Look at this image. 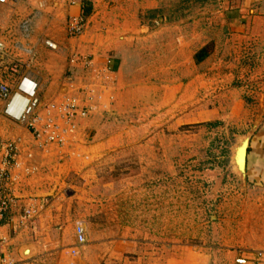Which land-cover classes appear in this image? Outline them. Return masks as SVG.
<instances>
[{
    "label": "rangeland",
    "instance_id": "obj_1",
    "mask_svg": "<svg viewBox=\"0 0 264 264\" xmlns=\"http://www.w3.org/2000/svg\"><path fill=\"white\" fill-rule=\"evenodd\" d=\"M240 4L15 0L6 12L17 32L5 31L9 41L30 44L54 73L60 62L74 66L64 70L71 89L70 74L90 70L96 45H112L123 65L114 90L103 75L105 94L79 89V103L89 111L55 130L52 141L41 124L33 131L0 115V169L2 143L16 147L2 185L11 205L0 220L7 240L0 264L5 258L20 264L15 255L21 254L23 263L53 264L57 253L73 263L86 256L87 264L264 263V185L247 175V160L239 171L233 157L264 116V47L253 36L232 35L245 25L231 19ZM204 45L207 54L197 62ZM24 68L37 69L34 63ZM148 80L169 87L164 100L157 101ZM51 92L39 94L42 112L77 95L61 91L50 99ZM29 205L35 225L23 223ZM80 222L85 243L73 255Z\"/></svg>",
    "mask_w": 264,
    "mask_h": 264
},
{
    "label": "crops",
    "instance_id": "obj_2",
    "mask_svg": "<svg viewBox=\"0 0 264 264\" xmlns=\"http://www.w3.org/2000/svg\"><path fill=\"white\" fill-rule=\"evenodd\" d=\"M239 2L241 3L240 4L241 7L238 10V14L236 13L237 17L234 19L233 18L231 19L233 21L243 20L245 21V25L243 24L241 28H237V29L235 28V31L232 32V35H237L239 37L242 36L246 38L253 36L254 39L257 41V43H259V46L264 47V0H239ZM14 6H15V0L11 2H7V3H3V4L0 3V42L4 46V50L2 51L3 58L1 56V59H0V80H8V79L11 80V78H14L17 75L15 72L11 71V65H10L9 59L10 58L18 59V57H20L19 54H21L23 56H22V59L20 60L23 62V66L22 68L20 67V71L23 72L25 69L24 66H31V64L34 63L37 68L36 71L31 70L28 73L26 69L25 72L23 73L28 74L31 78L37 81L39 85L40 93H42L43 95L47 91H52L50 93V96L48 97L50 99L60 98L61 95H64L63 93H61V91H65L67 95L71 94L72 91H76L75 94L79 96V94H81L79 92V89L81 90L88 89L86 90V92L92 90L94 92H97V94L101 92V94L103 95V93L105 94V92L102 91V88L100 87L101 85H104V84H101L100 82L101 81L100 78H102V75L104 77L103 80H105V86L109 88L110 86H112L114 90V87L117 86L116 84L117 81H119L117 76L121 74V66L123 64L120 61V59H118L120 57L119 55H117V52H115V49H113V47L112 49L108 47L112 45H105V46H102L101 48L100 46H97V45L93 47L92 52L94 55V60L91 61L92 66L89 70L90 73H88L89 71L86 70L85 74L81 75L80 74L81 71L76 72L75 69L72 68V70L74 69V71H72L73 74H70V75H72L75 80L74 81L75 88L71 89L70 86H67V83H66L67 77L65 73H67L68 69H71V67H74V66H70L69 68L67 67L68 65L66 62H63V63L60 62L59 72L54 73L56 72V70L51 65L52 63L50 62V60L48 59L45 60L43 56L41 57V54L39 57H37L39 55L37 54L38 50L34 49L32 46H30V44H26V42H22L19 39H14L13 42L9 41V38L6 36L5 31H7L8 29L9 31L16 32L15 31L16 28L14 27L15 23L12 24L11 22H8V19H7L8 17L6 16V12L8 13V11L13 10ZM233 14L234 13L231 14L232 17L234 16ZM10 19H12V16ZM20 20L21 19L17 21L18 24L20 23L19 25H21V22H22ZM12 21L14 22L15 20L13 19ZM24 21L25 23L27 22L25 19ZM238 24H242V23H238ZM19 25H16V26H19ZM233 25H235L234 22H233ZM240 31H242L243 35L239 34ZM99 48L103 50V54L101 52L100 54H98L99 52L98 50H100ZM111 50L114 51L115 55L111 56L110 53H108ZM66 68L68 69L64 72ZM38 70L40 71L38 72ZM75 73H77V75H75ZM87 74H89L88 77L83 76ZM105 77H107V79H105ZM71 80L73 81V79L69 77L68 82ZM125 81L127 83H130L128 80L122 79L123 83ZM145 82L151 83L149 85L147 84V88L149 87L151 89L156 90L155 93L157 94V98H158L157 101H159L160 98L164 100V95L166 94V92L164 91L169 88L168 86H166L165 84H158L157 82H155L154 84L150 80L145 81ZM171 82L174 83V85L171 87L172 89L176 86V82L172 80ZM93 85H95V88H94L95 90L93 89ZM136 88L138 87L135 86V89ZM171 94L174 96L176 95L175 92ZM79 97H82V96H79ZM102 97L103 96L100 95V98ZM136 102L138 103V100H136ZM239 103L240 101L238 100L237 102H234L231 107H233L234 104H239ZM132 104H135V103H132ZM0 115H1V105H0ZM2 144L4 146V143ZM249 148L250 150L247 156V167H246L247 175L250 178H252L255 182H258L264 185V116L261 117L260 127L257 130L256 134L251 139L249 138ZM14 241H15L14 243H16L17 238H15ZM74 245H75V240H74V244L72 245V247ZM32 254H34V258L40 257L41 259L42 257H45V259L47 258L50 259V257H54V254L56 253H32ZM58 254L59 253H57L55 258H52L53 259L52 261L54 262L53 264H87L86 256L85 258L80 257V262L73 263L68 258L66 259L62 258V261L58 260V257H59ZM77 254L78 253H76V255ZM60 257H62L61 254H60ZM15 258L20 261V264H34V262L28 261V260L23 263V261H25L26 259L24 260V257L22 256V254L21 256L15 255ZM249 264H264V263H253L252 262Z\"/></svg>",
    "mask_w": 264,
    "mask_h": 264
},
{
    "label": "built area",
    "instance_id": "obj_3",
    "mask_svg": "<svg viewBox=\"0 0 264 264\" xmlns=\"http://www.w3.org/2000/svg\"><path fill=\"white\" fill-rule=\"evenodd\" d=\"M11 1L13 0H0V3L3 4ZM46 45L49 48L55 47V45L50 42H46ZM3 50L4 46L0 42V59L1 56L3 58ZM11 59V71L15 72L17 75L11 78V80H0L1 115L5 119L14 123H26L27 128L33 131L37 130L38 124H41L42 127L46 129L45 132L47 133L48 139L52 141L56 139L57 134L55 130H60V126L69 122L70 119L73 120L75 117L82 118L87 114L89 110L83 107L86 103H79L83 96L79 97L78 95H72L71 99L68 98L67 101L59 105L57 102L54 105L51 104V107L47 109L46 112H42L40 108L43 104L40 101V90L37 81L28 74L20 71V67L23 66L21 60L16 58ZM2 149L5 155H2L3 160L1 159V164L6 168L9 167L10 161L16 157V147L14 143L4 144ZM5 168L0 169V220L4 217L3 215L8 209L7 206L11 205H8L7 195L3 187V183H6L7 181L5 182V180L9 178V171ZM23 220V223L35 225L34 208L32 206L29 205V207L25 209ZM74 232L75 245L71 248L72 254H76L79 247L85 243V226L81 222L77 223ZM5 239L6 237H2L0 232V253H3L2 248H4L5 241H7ZM7 260V258L4 259V264H12ZM238 262L241 264L243 260H238Z\"/></svg>",
    "mask_w": 264,
    "mask_h": 264
},
{
    "label": "water",
    "instance_id": "obj_4",
    "mask_svg": "<svg viewBox=\"0 0 264 264\" xmlns=\"http://www.w3.org/2000/svg\"><path fill=\"white\" fill-rule=\"evenodd\" d=\"M242 144H243V149H239V146L240 145H238L236 148H235V152H234V162L236 163V165H237V168H238V170L240 171H244L245 170V166H246V158H247V150H248V145H249V138H244L243 140H242V142H241ZM242 147V146H241ZM239 149V151H238V153H242L243 155H242V163H240V161H239V163H238V160L236 159V161H235V154H236V152H237V150ZM238 153H237V155H238ZM236 158H237V156H236ZM238 163V164H237ZM239 165H241L242 166V169L240 168V166Z\"/></svg>",
    "mask_w": 264,
    "mask_h": 264
},
{
    "label": "trees",
    "instance_id": "obj_5",
    "mask_svg": "<svg viewBox=\"0 0 264 264\" xmlns=\"http://www.w3.org/2000/svg\"><path fill=\"white\" fill-rule=\"evenodd\" d=\"M90 10H91L90 6H89V5L87 6L86 3H83V5H82V12H83V14H84V15H89ZM207 49H208L207 45H204V46H202V47L196 52V54H195V60H196L197 62H199L200 60H203V59H204V57H205L206 54H207Z\"/></svg>",
    "mask_w": 264,
    "mask_h": 264
},
{
    "label": "bare ground",
    "instance_id": "obj_6",
    "mask_svg": "<svg viewBox=\"0 0 264 264\" xmlns=\"http://www.w3.org/2000/svg\"><path fill=\"white\" fill-rule=\"evenodd\" d=\"M240 160L242 161V159H240ZM240 160H239V161H240ZM240 163H242V162H240ZM27 252H28V251H27Z\"/></svg>",
    "mask_w": 264,
    "mask_h": 264
}]
</instances>
